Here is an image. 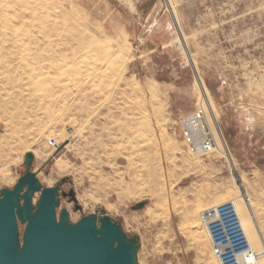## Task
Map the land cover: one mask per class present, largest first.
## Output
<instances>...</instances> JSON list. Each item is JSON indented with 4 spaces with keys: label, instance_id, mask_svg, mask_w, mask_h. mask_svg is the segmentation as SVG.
<instances>
[{
    "label": "rangeland",
    "instance_id": "374dc122",
    "mask_svg": "<svg viewBox=\"0 0 264 264\" xmlns=\"http://www.w3.org/2000/svg\"><path fill=\"white\" fill-rule=\"evenodd\" d=\"M202 104L230 156L184 141ZM29 151L75 191L57 212L109 215L139 264H222L226 204L264 264V0H0V190Z\"/></svg>",
    "mask_w": 264,
    "mask_h": 264
},
{
    "label": "water",
    "instance_id": "95a60500",
    "mask_svg": "<svg viewBox=\"0 0 264 264\" xmlns=\"http://www.w3.org/2000/svg\"><path fill=\"white\" fill-rule=\"evenodd\" d=\"M34 160L27 152L25 173L13 188L0 190V264H139V237L109 215L92 213L71 222L68 209L58 213L62 197L81 209L75 191H61L66 179L41 184Z\"/></svg>",
    "mask_w": 264,
    "mask_h": 264
},
{
    "label": "built area",
    "instance_id": "2783aa9c",
    "mask_svg": "<svg viewBox=\"0 0 264 264\" xmlns=\"http://www.w3.org/2000/svg\"><path fill=\"white\" fill-rule=\"evenodd\" d=\"M208 112V108L202 104L180 118L183 139L190 152L197 156L210 153L218 148L217 138L209 123ZM49 145L53 148L58 147L54 139L49 140ZM217 209L223 216H225L223 212L229 211L232 217L225 218V226L217 223V228L215 227L216 230L213 232V246L222 264H258L255 252L249 248L246 241L234 207L226 204L217 206ZM214 214L215 211L211 210L206 213V217H212ZM236 236L241 237L239 242H236ZM230 242H233L231 247Z\"/></svg>",
    "mask_w": 264,
    "mask_h": 264
},
{
    "label": "bare ground",
    "instance_id": "6f19581e",
    "mask_svg": "<svg viewBox=\"0 0 264 264\" xmlns=\"http://www.w3.org/2000/svg\"><path fill=\"white\" fill-rule=\"evenodd\" d=\"M212 113V112H211ZM211 117V116H210ZM211 120H209V123L211 125V128L217 138V142H218V148L216 150L219 149V144H221V146L223 147L224 151L230 156L229 152H228V148H227V145L225 143V141L223 140L222 136L220 135L219 133V127H218V124L216 123L215 121V118H211ZM231 159V157H230ZM250 248V247H249ZM252 250V249H251ZM255 254V253H254Z\"/></svg>",
    "mask_w": 264,
    "mask_h": 264
},
{
    "label": "flooded vegetation",
    "instance_id": "af4514ba",
    "mask_svg": "<svg viewBox=\"0 0 264 264\" xmlns=\"http://www.w3.org/2000/svg\"><path fill=\"white\" fill-rule=\"evenodd\" d=\"M61 191H64V190L62 189V185H61ZM65 198L68 199L70 203H73V204L75 205V203H74L73 201H71V198H70V197H65Z\"/></svg>",
    "mask_w": 264,
    "mask_h": 264
}]
</instances>
